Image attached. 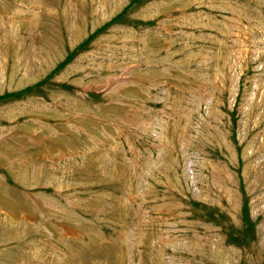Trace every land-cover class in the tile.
Masks as SVG:
<instances>
[{"label": "rangeland", "instance_id": "1", "mask_svg": "<svg viewBox=\"0 0 264 264\" xmlns=\"http://www.w3.org/2000/svg\"><path fill=\"white\" fill-rule=\"evenodd\" d=\"M0 264H264V0H0Z\"/></svg>", "mask_w": 264, "mask_h": 264}]
</instances>
